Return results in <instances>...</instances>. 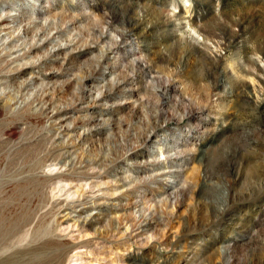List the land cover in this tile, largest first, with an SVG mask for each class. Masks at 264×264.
<instances>
[{
	"label": "rangeland",
	"instance_id": "rangeland-1",
	"mask_svg": "<svg viewBox=\"0 0 264 264\" xmlns=\"http://www.w3.org/2000/svg\"><path fill=\"white\" fill-rule=\"evenodd\" d=\"M73 241L264 264V0H0V264Z\"/></svg>",
	"mask_w": 264,
	"mask_h": 264
},
{
	"label": "bare ground",
	"instance_id": "bare-ground-1",
	"mask_svg": "<svg viewBox=\"0 0 264 264\" xmlns=\"http://www.w3.org/2000/svg\"><path fill=\"white\" fill-rule=\"evenodd\" d=\"M53 167V166H52ZM64 167V166H63ZM51 168V167H50ZM57 168V167H56ZM56 168L54 169L53 168V170L55 171L56 170ZM59 170H61V169H59ZM58 170V171H59ZM94 177V176H93ZM85 180V179H84ZM95 181V180H94ZM60 183V182H59ZM63 183V182H62ZM64 184V183H63ZM85 184H87V182H85ZM65 185V184H64ZM86 188V187H85ZM88 188V187H87ZM89 189V188H88ZM70 192V191H69ZM67 193V192H66ZM74 193V192H73ZM92 194V193H91ZM71 196V195H70ZM72 196H73V194H72ZM71 196V197H72ZM58 199V198H57ZM93 199V198H92ZM79 201V200H78ZM81 201V200H80ZM91 203V202H90ZM64 204V203H63ZM80 206V205H79ZM98 210V209H97ZM92 211V210H91ZM75 212V211H74ZM88 212V211H87ZM89 214V213H88ZM77 215V214H76ZM85 215V214H84ZM69 216V215H68ZM63 217H64V215H63ZM86 217V216H85ZM84 217V218H85ZM81 218V217H80ZM84 220V219H83ZM66 223V222H65ZM95 223V222H94ZM55 225V224H54ZM72 226H74V225H72ZM69 227H70V225H69ZM68 227V228H69ZM118 227V226H117ZM98 228V227H97ZM64 229V228H63ZM85 233V232H84ZM115 233V232H114ZM73 234V233H72ZM71 234V235H72ZM94 234V233H93ZM70 235V234H69ZM100 235V234H99ZM113 235V234H112ZM74 236V234L72 235V237ZM83 236V235H82ZM100 237V236H99ZM129 237V236H128ZM75 238V237H74ZM76 239V238H75ZM85 243V242H84ZM88 244V243H87ZM68 249H64L63 250V252L61 253V255H60V257H59V260H60V263L59 264H67L66 263V261H65V259H66V257H68L67 256V253L69 252V250H70V248L71 249H75V250H77L80 246L78 245V241H73V243L72 244H68ZM81 249V248H80ZM85 249V248H84ZM86 250V249H85ZM84 250V251H85ZM87 252V251H86ZM89 253V252H88ZM96 253V252H95ZM87 254V253H86ZM75 256H76V258H74L73 260H72V262H74L73 264H81V263H79V262H82L83 261V258L80 256V254H78L77 252L74 254ZM74 256V257H75ZM104 257H105V255H104ZM110 257V256H109ZM117 257V256H116ZM112 258V257H111ZM110 258V259H111ZM92 262V261H91ZM106 262V261H105ZM71 263V262H70ZM86 263V262H85ZM88 263V262H87ZM120 263V262H119ZM126 264V263H125ZM163 264V263H162Z\"/></svg>",
	"mask_w": 264,
	"mask_h": 264
}]
</instances>
